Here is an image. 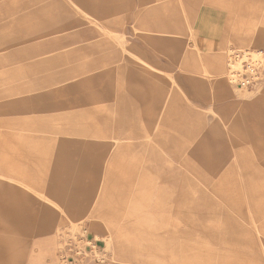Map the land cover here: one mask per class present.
Masks as SVG:
<instances>
[{
  "label": "rangeland",
  "instance_id": "obj_1",
  "mask_svg": "<svg viewBox=\"0 0 264 264\" xmlns=\"http://www.w3.org/2000/svg\"><path fill=\"white\" fill-rule=\"evenodd\" d=\"M75 1L0 0V264H264V0Z\"/></svg>",
  "mask_w": 264,
  "mask_h": 264
},
{
  "label": "built area",
  "instance_id": "obj_2",
  "mask_svg": "<svg viewBox=\"0 0 264 264\" xmlns=\"http://www.w3.org/2000/svg\"><path fill=\"white\" fill-rule=\"evenodd\" d=\"M237 68L234 71V85L240 88H252L263 78V61L252 51L241 50L234 55Z\"/></svg>",
  "mask_w": 264,
  "mask_h": 264
},
{
  "label": "crops",
  "instance_id": "obj_3",
  "mask_svg": "<svg viewBox=\"0 0 264 264\" xmlns=\"http://www.w3.org/2000/svg\"><path fill=\"white\" fill-rule=\"evenodd\" d=\"M78 1V0H77ZM77 1H75V3L74 4H76L77 3ZM155 2V1H159V0H152V1H149V3H151V2ZM79 2V1H78ZM83 2L85 3V6H88V4H89V2H90V0H83ZM80 4V6L81 5H83V3L82 2H80L79 3ZM84 6V5H83ZM84 6V7H85ZM152 8H154V7H152ZM49 10V9H48ZM47 10V8H44L37 16H32V18H30V19H28V20H32L34 23H35V28H37V26H39L40 27V29H44V28H48V26H50L51 24H54L55 22H54V18L49 14V12L50 11H48ZM100 22H104V17H101L100 18ZM99 21H98V23H100ZM227 24H228V27H226L225 28V32H227L228 33V31H229V23L227 22ZM98 26L100 27V25L98 24ZM108 28H104V29H101V27H100V31L102 32V31H106ZM35 30V29H34ZM35 31H37V30H35ZM28 34H31V32H29ZM218 59V60H217ZM215 60H217V61H215ZM219 61H220V59L219 58H216V57H214L213 58V61H212V63H211V65H213V64H216V63H219ZM198 82V81H197ZM230 87V86H229ZM230 88H226L224 91H223V93H225V92H230ZM222 93V92H221ZM128 124V123H127ZM78 131V133L81 131L82 132V136H87V137H91V138H100V137H103L101 134H99V132H98V130H96V129H93V128H91V127H89V128H83L82 130H80V128L77 130ZM106 154L105 155H103V154H101V156L102 157H105V158H107L108 156V154H107V152H105ZM111 155H109V157H110ZM100 157V156H99ZM101 158V157H100ZM50 200H52V202L54 203V205L56 206V207H58L59 209H61L63 212H65V206L67 205V203H66V200H65V202L63 201V199H62V197H55V199H51V198H49ZM53 256H52V259H53V261H54V263H56L57 261H56V256L54 255V254H52Z\"/></svg>",
  "mask_w": 264,
  "mask_h": 264
},
{
  "label": "bare ground",
  "instance_id": "obj_4",
  "mask_svg": "<svg viewBox=\"0 0 264 264\" xmlns=\"http://www.w3.org/2000/svg\"><path fill=\"white\" fill-rule=\"evenodd\" d=\"M155 7H158V8H160L159 6H155ZM154 7V8H155ZM162 26H164V25H162ZM258 55H259V52H258ZM216 58H219L220 59V61H219V63H216V64H213V65H211V67H212V71L215 73V75H217L218 77H219V79L220 80H224V77L227 75V73H226V67H227V65H226V63H225V60H224V57L225 56H222V55H216L215 56ZM218 60V59H217ZM217 60H215V61H217ZM201 73H203L204 74V72H203V70H202V72ZM220 82H222V81H220ZM50 200V199H49ZM52 201V200H51ZM53 203V202H52ZM54 204V203H53ZM187 259V258H186ZM213 259V258H212ZM191 262H193V261H191Z\"/></svg>",
  "mask_w": 264,
  "mask_h": 264
}]
</instances>
